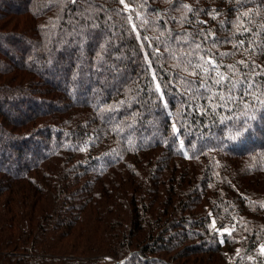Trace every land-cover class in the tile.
I'll list each match as a JSON object with an SVG mask.
<instances>
[{
    "label": "trees",
    "instance_id": "trees-1",
    "mask_svg": "<svg viewBox=\"0 0 264 264\" xmlns=\"http://www.w3.org/2000/svg\"><path fill=\"white\" fill-rule=\"evenodd\" d=\"M262 101L264 0H0V264H264Z\"/></svg>",
    "mask_w": 264,
    "mask_h": 264
},
{
    "label": "snow or ice",
    "instance_id": "snow-or-ice-1",
    "mask_svg": "<svg viewBox=\"0 0 264 264\" xmlns=\"http://www.w3.org/2000/svg\"><path fill=\"white\" fill-rule=\"evenodd\" d=\"M121 3H123V0H121ZM197 48H199V45L196 46ZM201 59H203V57H201ZM211 64H212V67L215 69V68H218L219 65L214 62V61H209ZM241 64L244 63V61H240ZM197 68H202L203 69V73L204 74H209L210 72V69L208 67H205L204 65H196ZM234 68V66H233ZM235 70V69H234ZM193 75H195V73H193ZM155 78V77H154ZM214 79V82L217 84V85H220L222 84L223 81H225L226 77L224 76L223 73H221L220 71H215V76L213 77ZM200 86L201 87H204L205 86V82L204 80H201L200 81ZM232 87H235V84L232 85ZM157 88L159 89V84L157 85ZM231 91V89H229V92ZM247 94V93H245ZM221 100L225 99V97L223 96H220L219 97ZM262 103H264V101H262ZM237 135H240L239 131L237 132Z\"/></svg>",
    "mask_w": 264,
    "mask_h": 264
},
{
    "label": "rangeland",
    "instance_id": "rangeland-1",
    "mask_svg": "<svg viewBox=\"0 0 264 264\" xmlns=\"http://www.w3.org/2000/svg\"><path fill=\"white\" fill-rule=\"evenodd\" d=\"M95 78H97V79H99V77L96 75V76H94ZM115 83H116V81L114 82H112L111 83V86L110 87H112V86H114L115 85ZM155 132H153V134H154ZM101 260H100V263L99 264H108L109 262L111 263V264H118V261H117V259H115L112 255H109V254H102L101 255Z\"/></svg>",
    "mask_w": 264,
    "mask_h": 264
}]
</instances>
